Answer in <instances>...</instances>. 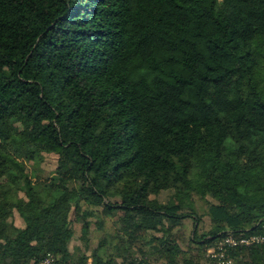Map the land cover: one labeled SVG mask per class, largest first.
I'll return each instance as SVG.
<instances>
[{"label": "trees", "instance_id": "1", "mask_svg": "<svg viewBox=\"0 0 264 264\" xmlns=\"http://www.w3.org/2000/svg\"><path fill=\"white\" fill-rule=\"evenodd\" d=\"M198 199V250L264 238V0H0V264H198L175 236Z\"/></svg>", "mask_w": 264, "mask_h": 264}, {"label": "rangeland", "instance_id": "2", "mask_svg": "<svg viewBox=\"0 0 264 264\" xmlns=\"http://www.w3.org/2000/svg\"><path fill=\"white\" fill-rule=\"evenodd\" d=\"M58 155L56 154H50L47 156V158L44 160L42 164L43 174H48L56 167V159ZM172 194L171 190H165L162 191L158 198L161 201H167L170 195ZM197 205V213L202 217V220L200 222H196L194 218H187L184 220V223L181 227L178 229H175V236L178 239V243L182 247V249L187 254L186 256H191L193 258V261L198 264H209V263H216L220 264V260L216 257H214L212 254V247L198 250L196 247V244L192 242L191 238L195 236V240H198L200 238V235L204 232H207L211 225V220L209 216L206 214V204L204 200L198 199L196 201ZM118 213H113L112 217H105L103 221L97 220L96 218H91L93 221L92 224V246L97 245V241L101 238V236L104 233L113 232L115 229V222L117 220ZM72 218L74 219V216L72 215ZM19 222V220H17ZM151 224H154L158 227V230L153 231L156 236H161L162 230L160 229V224L157 221H152ZM73 229H74V238L71 242L72 249L77 248V246L82 251L86 250L85 247L80 243V236H81V225L74 221L73 222ZM195 229H198V232L195 233ZM152 232V231H151ZM150 239V236L148 235L143 240L144 244H137L132 248L133 254L141 259L143 257V254L148 255L152 251L157 249V245L155 244H149L148 240ZM118 264H121L123 262V258L118 256L116 258ZM149 261L154 262L155 264H158L161 259L155 258V256H151L149 258Z\"/></svg>", "mask_w": 264, "mask_h": 264}, {"label": "built area", "instance_id": "3", "mask_svg": "<svg viewBox=\"0 0 264 264\" xmlns=\"http://www.w3.org/2000/svg\"><path fill=\"white\" fill-rule=\"evenodd\" d=\"M264 241L262 235H250L235 237L233 235L226 236L218 241L212 247V255L220 260L223 264L231 263L232 258L230 257L229 248L238 245H252L256 243H261ZM39 264H56V261L53 256H46ZM87 264H91V259H89Z\"/></svg>", "mask_w": 264, "mask_h": 264}]
</instances>
